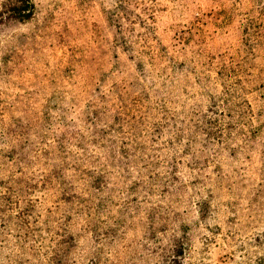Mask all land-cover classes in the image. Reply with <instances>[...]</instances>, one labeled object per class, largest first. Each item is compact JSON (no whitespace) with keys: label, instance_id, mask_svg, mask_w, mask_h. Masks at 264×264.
Returning a JSON list of instances; mask_svg holds the SVG:
<instances>
[{"label":"rangeland","instance_id":"rangeland-1","mask_svg":"<svg viewBox=\"0 0 264 264\" xmlns=\"http://www.w3.org/2000/svg\"><path fill=\"white\" fill-rule=\"evenodd\" d=\"M28 3L0 0V264H264V0Z\"/></svg>","mask_w":264,"mask_h":264},{"label":"trees","instance_id":"trees-1","mask_svg":"<svg viewBox=\"0 0 264 264\" xmlns=\"http://www.w3.org/2000/svg\"><path fill=\"white\" fill-rule=\"evenodd\" d=\"M19 1H21L23 4H25V7L22 8L21 10H26L27 11V9H29L28 8L29 7V3H28L29 0H19ZM27 15H29V14H27Z\"/></svg>","mask_w":264,"mask_h":264}]
</instances>
